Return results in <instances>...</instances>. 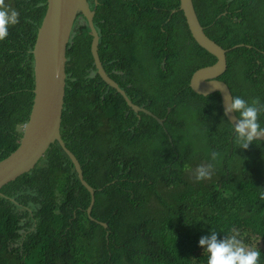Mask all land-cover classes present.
<instances>
[{"label": "trees", "instance_id": "trees-1", "mask_svg": "<svg viewBox=\"0 0 264 264\" xmlns=\"http://www.w3.org/2000/svg\"><path fill=\"white\" fill-rule=\"evenodd\" d=\"M5 3L19 23L0 41V162L29 122L33 49L47 11V0ZM193 3L206 34L228 51L220 80L233 97L264 104V0ZM90 4L105 71L164 123L136 113L102 81L92 31L79 16L67 48L61 132L95 189L91 217V193L57 142L36 170L1 190L0 264H207L199 239L215 231L222 240L232 229L262 240L264 264V140L236 146L220 95L191 89L193 74L217 58L193 39L180 0ZM209 164L211 178L196 181L195 169Z\"/></svg>", "mask_w": 264, "mask_h": 264}, {"label": "water", "instance_id": "water-1", "mask_svg": "<svg viewBox=\"0 0 264 264\" xmlns=\"http://www.w3.org/2000/svg\"><path fill=\"white\" fill-rule=\"evenodd\" d=\"M180 11L183 12L188 29L196 43L217 58L216 64L202 68L193 74L190 87L196 94L205 97L218 93L225 113L226 103H230L233 95L229 86L219 78L227 73L228 51L206 34L196 14L193 0H180ZM79 16L86 19L92 31L91 52L97 73L103 82L123 95L134 111L145 112L160 124L164 123V120H160L150 111L137 106L104 70L99 55V34L94 26L96 11L91 8L90 1L47 0V11L38 30L33 49L35 76L33 106L18 148L8 159L0 162V195H3L1 190L5 186L20 176L36 170L51 146L58 142L75 165L79 180L91 193V202L87 210L91 217L95 204V189L85 181L80 162L77 156L68 149L61 132L67 94V48L75 21ZM238 47L240 46L235 48ZM225 115L234 126L238 120L237 114L233 112ZM260 140H264V137ZM101 224L108 226L106 223Z\"/></svg>", "mask_w": 264, "mask_h": 264}, {"label": "clouds", "instance_id": "clouds-1", "mask_svg": "<svg viewBox=\"0 0 264 264\" xmlns=\"http://www.w3.org/2000/svg\"><path fill=\"white\" fill-rule=\"evenodd\" d=\"M17 23L19 12L7 5L5 0H0V41L8 36L9 27ZM233 112L238 114L237 122L232 125L236 146L247 149L250 144L264 137V127L259 123V116L264 113V104L259 98H253L249 103L240 96L231 97L230 103H226L225 114ZM218 155V152L213 151L211 159L216 160ZM212 174L211 164L200 165L195 169V180L210 179ZM199 246L208 254L207 264H259L261 257V251L245 246L236 229H232V235L222 240L218 239L217 232L211 231L199 239Z\"/></svg>", "mask_w": 264, "mask_h": 264}, {"label": "rangeland", "instance_id": "rangeland-1", "mask_svg": "<svg viewBox=\"0 0 264 264\" xmlns=\"http://www.w3.org/2000/svg\"><path fill=\"white\" fill-rule=\"evenodd\" d=\"M243 241L246 247H250L256 250L263 248L262 240H258V238L253 237L252 239H249L248 241L246 239H244Z\"/></svg>", "mask_w": 264, "mask_h": 264}, {"label": "flooded vegetation", "instance_id": "flooded-vegetation-1", "mask_svg": "<svg viewBox=\"0 0 264 264\" xmlns=\"http://www.w3.org/2000/svg\"><path fill=\"white\" fill-rule=\"evenodd\" d=\"M90 1V0H89ZM174 13H175V11H173ZM99 41H100V37H99ZM258 63H259V66H260V64H261V62L260 61H258ZM104 70H105V68H104ZM107 73V72H106ZM98 74V73H97ZM109 76V75H108ZM110 77V76H109ZM219 80H220V78H219ZM103 81V80H102ZM133 101V100H132ZM134 102V101H133ZM137 105V104H136ZM137 106H139V105H137ZM140 108H142V109H145V110H148V109H146V108H144V107H141V106H139ZM136 112V111H135ZM136 113H145V112H136ZM145 114H147V113H145Z\"/></svg>", "mask_w": 264, "mask_h": 264}]
</instances>
